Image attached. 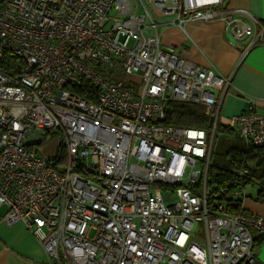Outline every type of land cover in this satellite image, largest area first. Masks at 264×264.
<instances>
[{
    "label": "built area",
    "instance_id": "2783aa9c",
    "mask_svg": "<svg viewBox=\"0 0 264 264\" xmlns=\"http://www.w3.org/2000/svg\"><path fill=\"white\" fill-rule=\"evenodd\" d=\"M162 18L219 22L244 55L264 45V21L226 0H0V60L25 67L0 71V222L22 223L48 264H262L244 188L207 191L231 77L163 49ZM84 83L95 101L73 92ZM169 100L203 106L210 131L163 124ZM244 100L228 125L264 149V99Z\"/></svg>",
    "mask_w": 264,
    "mask_h": 264
},
{
    "label": "crops",
    "instance_id": "0c3cea01",
    "mask_svg": "<svg viewBox=\"0 0 264 264\" xmlns=\"http://www.w3.org/2000/svg\"><path fill=\"white\" fill-rule=\"evenodd\" d=\"M226 7L246 11L264 21V0H226ZM169 19H160L158 28L163 49H171L178 57L201 68L212 67L221 75L231 77V87L219 109L218 126L219 132L238 136L228 125L229 118L246 109L245 97L264 99V45H257L244 55L249 39L230 45L231 38L219 22L189 21L181 30L168 25ZM226 128L232 131L226 132ZM247 145L237 146L245 149ZM210 162L223 165L212 152ZM241 207L245 214L264 218V201L257 197L248 199L246 194ZM254 250L260 263L264 264V237L254 235ZM0 264H48V257L22 223L8 226L0 222Z\"/></svg>",
    "mask_w": 264,
    "mask_h": 264
},
{
    "label": "trees",
    "instance_id": "16d2710c",
    "mask_svg": "<svg viewBox=\"0 0 264 264\" xmlns=\"http://www.w3.org/2000/svg\"><path fill=\"white\" fill-rule=\"evenodd\" d=\"M23 61L9 53H4L0 60V71L6 74L17 75L24 73ZM94 89L84 83L80 88H74L73 92L84 97L88 101H95ZM92 94V95H91ZM210 117L205 114L201 105L169 100L165 107V120L163 124L170 127L193 128L210 131ZM219 132L216 126L215 132ZM226 132L232 131L226 128ZM219 158V157H218ZM226 164H212L208 169L207 191L209 200L223 199L215 196L220 189L227 193L239 188H245L252 179L258 181L262 188L257 194V199L264 201V149L247 145L245 149L231 147L224 155ZM222 163V162H221ZM242 169L248 170V176L242 178L238 173Z\"/></svg>",
    "mask_w": 264,
    "mask_h": 264
},
{
    "label": "rangeland",
    "instance_id": "374dc122",
    "mask_svg": "<svg viewBox=\"0 0 264 264\" xmlns=\"http://www.w3.org/2000/svg\"><path fill=\"white\" fill-rule=\"evenodd\" d=\"M122 81H126V80H132L136 85H134L133 87V92L138 93L140 88L138 86V79L137 78H130V77H124V78H120ZM209 138H211V135H209ZM241 143L245 144V142L240 139L238 136L236 135H228V134H224L221 132L216 131L214 133L213 139H212V153H213V157H219V159L221 160V162L223 164H226L224 155L227 152V150L231 147H235V148H239V146ZM50 145H55L56 144V140L55 139H51V141L49 142ZM262 186L261 184L256 181L255 179H253L252 181H249L246 184L245 190H246V194L248 199H254L256 197V194L259 190H261ZM175 199L173 194L170 193H165L164 194V200L166 203H169L171 201H173ZM193 235H194V240L197 242H202L205 238V231H204V226L202 222L196 223L193 227ZM259 260V258H258ZM260 261V260H259Z\"/></svg>",
    "mask_w": 264,
    "mask_h": 264
},
{
    "label": "water",
    "instance_id": "95a60500",
    "mask_svg": "<svg viewBox=\"0 0 264 264\" xmlns=\"http://www.w3.org/2000/svg\"><path fill=\"white\" fill-rule=\"evenodd\" d=\"M211 124V121H210V123H209V125Z\"/></svg>",
    "mask_w": 264,
    "mask_h": 264
}]
</instances>
